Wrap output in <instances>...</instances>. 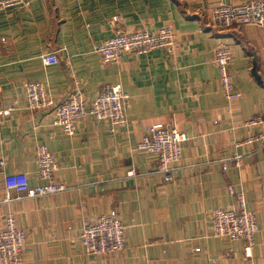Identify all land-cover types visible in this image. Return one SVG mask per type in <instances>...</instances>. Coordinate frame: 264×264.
<instances>
[{"label":"crops","instance_id":"0c3cea01","mask_svg":"<svg viewBox=\"0 0 264 264\" xmlns=\"http://www.w3.org/2000/svg\"><path fill=\"white\" fill-rule=\"evenodd\" d=\"M21 1L0 9V105H19L0 118V230L12 213L26 236L21 264H264V147L242 144L264 131V125L242 126L264 116V25L218 31L210 21L218 4L250 0ZM163 27L173 31L172 53H127L102 64L95 52L115 28ZM221 43L233 56L229 71L240 97L232 101L221 95L212 63ZM51 52L59 62L43 65ZM27 82L43 84L55 104L75 94L87 106L103 87L120 86L128 96L126 123L111 132L108 123L89 116L67 137L51 124V110L26 109ZM152 125L188 138L170 182L155 157L136 149ZM39 145L53 155L55 181L65 190L35 198L11 192L3 202L5 175L25 174L30 187L43 184L36 173ZM228 186L243 192L245 208L257 218L248 258L241 241L211 233L212 212L236 205ZM113 210L125 227L124 250L87 255L80 243L83 227Z\"/></svg>","mask_w":264,"mask_h":264},{"label":"built area","instance_id":"2783aa9c","mask_svg":"<svg viewBox=\"0 0 264 264\" xmlns=\"http://www.w3.org/2000/svg\"><path fill=\"white\" fill-rule=\"evenodd\" d=\"M23 3L21 0L0 1V9ZM28 5V3H24ZM213 26L219 31H227L235 25L256 24L264 25V0H255L236 6L220 5L212 12ZM117 17L113 22H117ZM3 42V38L0 37ZM175 39L172 29L160 28L157 31L135 30L123 31L116 28L112 37L102 41L95 47L102 64L117 63L124 54H145L151 50H165L172 53ZM230 47L221 43L213 53L212 63L219 72L220 93L227 101L240 97L233 85L229 71L232 61ZM59 59L55 52L48 53L42 58L45 66L55 65ZM25 107L29 111L51 110V124L61 129L67 137H73L86 118L91 116L97 122H106L110 131L123 127L126 123L124 112L128 96L120 86L103 87L90 106L80 95H71L60 104H55L46 88L40 82H27L24 86ZM19 110L17 101L0 105V118L9 117ZM264 125L263 115H254L243 122V127L253 129ZM187 135L174 129L152 125L145 131L137 150L152 155L158 162V169L164 182L172 180L173 167L181 159L182 146ZM257 143L258 149L264 147V131L251 134L243 141V145ZM37 177L43 182L37 187H30L25 174L14 173L3 177V202L10 201V193L23 194L27 198L52 195L65 190V185L55 181L57 164L46 145L36 148ZM0 162V169L2 168ZM234 166H240L239 157H234ZM226 170V165L222 166ZM132 175V172L129 173ZM230 196L235 198L236 205L217 208L211 215L212 236L230 242L241 241L245 257H250L257 233V218L253 211L245 208L244 194L235 191L231 186L226 187ZM21 196L17 197L20 200ZM80 243L87 255L107 257L120 253L126 244L125 227L121 224L116 211L99 215L96 220L82 229ZM26 245L25 233L18 226L16 217L8 213L4 218V227L0 230V264H21L23 250ZM195 251H199L196 249Z\"/></svg>","mask_w":264,"mask_h":264},{"label":"rangeland","instance_id":"374dc122","mask_svg":"<svg viewBox=\"0 0 264 264\" xmlns=\"http://www.w3.org/2000/svg\"><path fill=\"white\" fill-rule=\"evenodd\" d=\"M250 1H255V0H250ZM250 1H247V2H250ZM247 2H244V3H247ZM240 4H243V3H240ZM240 4H236V5H240ZM220 5H229V6H236V5H233V4H218L217 6H215L214 8H213V10L211 11V15H210V21H211V25H212V27L214 28V29H216L214 26H213V23H212V12L218 7V6H220ZM163 28H167V27H163ZM116 29V28H115ZM114 29V30H115ZM119 29H121V28H119ZM171 29V28H170ZM114 30H113V32H114ZM122 30V29H121ZM216 30H218V29H216ZM124 31V30H123ZM157 31V30H156ZM219 31V30H218ZM242 126H243V123H242ZM168 128H170V127H168ZM172 129V128H171ZM188 139V138H187ZM187 141V140H186Z\"/></svg>","mask_w":264,"mask_h":264}]
</instances>
